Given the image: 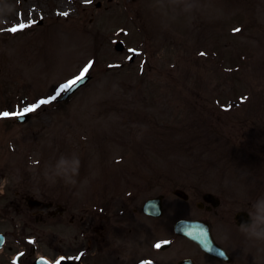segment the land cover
I'll return each instance as SVG.
<instances>
[{
  "label": "rangeland",
  "instance_id": "1",
  "mask_svg": "<svg viewBox=\"0 0 264 264\" xmlns=\"http://www.w3.org/2000/svg\"><path fill=\"white\" fill-rule=\"evenodd\" d=\"M197 4L193 13L185 14L171 0H0V111L19 113L14 108L47 99L89 62L87 73L92 77L65 106H41L24 125L0 121L2 181L62 187L64 205L72 207L70 194L85 202L81 206L85 209L91 199H127L133 192L141 204L158 189L137 191L130 185L141 178L145 182V174L138 173H148L145 167L150 166L158 168L156 173L171 167L167 178L192 176L199 187L201 178L207 177L210 186L204 189L235 191L244 203L264 195L260 173L264 153L258 152L264 146V118L252 120L245 113L236 118L257 125L251 128L254 157L230 152L233 156L221 158L231 168L238 162L237 174L233 169L223 173L222 168L201 174L206 157L201 149L190 150L192 121L225 114L219 115L211 97L217 89L230 91L229 86L239 88L245 80L254 101L264 105V0H197ZM10 25L25 27L11 36L5 32ZM214 49L224 51V57L214 60ZM233 52L245 58L228 61ZM231 64L238 70L233 71ZM3 95L9 97L4 105ZM196 126L194 135L202 130L199 122ZM234 130L224 132L221 127L218 134L229 136ZM62 154L79 157L75 184L48 179L49 166ZM219 157L210 154L201 168L213 169ZM253 159L259 168L243 174ZM165 176L153 179L154 184H168ZM114 183L121 187L112 188ZM236 251L253 264H264L262 250L251 246Z\"/></svg>",
  "mask_w": 264,
  "mask_h": 264
},
{
  "label": "flooded vegetation",
  "instance_id": "2",
  "mask_svg": "<svg viewBox=\"0 0 264 264\" xmlns=\"http://www.w3.org/2000/svg\"><path fill=\"white\" fill-rule=\"evenodd\" d=\"M5 187V184L0 185V264H43L42 260L50 264L61 260L65 261L63 264H161L159 255L152 250L145 234L151 237L154 229L161 227L170 233V221L155 225L161 217L145 216L142 210L138 213L134 208L131 210L133 214L125 215L76 213L68 218L67 226H71L73 231L72 235H68L64 231L68 210L58 200L50 198L45 189H40L37 184L32 187L22 184ZM8 194H11L10 199L6 198ZM33 200L47 207L41 209L33 204L30 207ZM180 201L197 208V218L209 224L214 237V217L218 216L221 203L213 206L204 201V194L192 191ZM122 208L124 213L128 211L126 207ZM190 212L188 205L172 208L173 217L188 219ZM142 217L148 221L145 222ZM147 224H150L149 228ZM54 226L57 234L50 233V227ZM185 242L180 241L184 249L181 253H186ZM171 247L172 244L168 249ZM186 258L190 257H182Z\"/></svg>",
  "mask_w": 264,
  "mask_h": 264
},
{
  "label": "clouds",
  "instance_id": "3",
  "mask_svg": "<svg viewBox=\"0 0 264 264\" xmlns=\"http://www.w3.org/2000/svg\"><path fill=\"white\" fill-rule=\"evenodd\" d=\"M172 5L185 14L193 13L197 7V0H171ZM80 160L78 156L61 155L55 164L49 166L47 173L51 182L63 180L65 183L75 184L79 175ZM248 219L241 221L239 231L253 247L264 251V195L252 200L247 209Z\"/></svg>",
  "mask_w": 264,
  "mask_h": 264
},
{
  "label": "snow or ice",
  "instance_id": "4",
  "mask_svg": "<svg viewBox=\"0 0 264 264\" xmlns=\"http://www.w3.org/2000/svg\"><path fill=\"white\" fill-rule=\"evenodd\" d=\"M66 15V13H65ZM25 27V25H20V28ZM10 31H17V28H13ZM235 31H240L239 29H236ZM203 55V54H202ZM89 67H91V62H89V65L86 66L81 72L80 74L75 77L72 80H69L66 84H63L60 86V88L56 91V94L54 96L49 97L48 99H41L38 100L36 103L30 105L27 108L22 109L19 113H14L13 115H17V116H24L27 113H31L36 111L37 109H39L42 105H47L50 104L52 101L56 100L57 97H59L62 93H65L67 91H70L74 86H76L80 81H82L85 78V74L88 72ZM4 116H8L9 113L5 112L3 113ZM157 248L160 247L159 244L156 245ZM57 264H59V262H57Z\"/></svg>",
  "mask_w": 264,
  "mask_h": 264
},
{
  "label": "water",
  "instance_id": "5",
  "mask_svg": "<svg viewBox=\"0 0 264 264\" xmlns=\"http://www.w3.org/2000/svg\"><path fill=\"white\" fill-rule=\"evenodd\" d=\"M84 81H82L81 83H83ZM75 89V87L73 89H71L70 91L67 92V95L70 94L73 90Z\"/></svg>",
  "mask_w": 264,
  "mask_h": 264
}]
</instances>
